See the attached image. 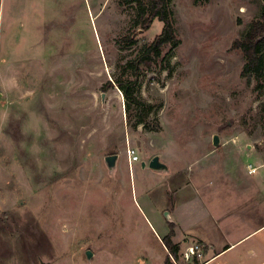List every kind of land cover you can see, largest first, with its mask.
<instances>
[{"label": "rangeland", "instance_id": "374dc122", "mask_svg": "<svg viewBox=\"0 0 264 264\" xmlns=\"http://www.w3.org/2000/svg\"><path fill=\"white\" fill-rule=\"evenodd\" d=\"M170 10L177 46L135 75L130 64L163 30L158 20L141 29L135 5L0 0V264H167L165 213L179 236L195 183L248 172L254 158L264 172V88L242 76L233 49L264 0H172ZM117 81L134 83L143 105H128ZM156 156L167 172L142 168ZM179 245L171 264L204 263Z\"/></svg>", "mask_w": 264, "mask_h": 264}, {"label": "crops", "instance_id": "0c3cea01", "mask_svg": "<svg viewBox=\"0 0 264 264\" xmlns=\"http://www.w3.org/2000/svg\"><path fill=\"white\" fill-rule=\"evenodd\" d=\"M254 159L253 167L263 168ZM195 184V201L181 197L182 230L174 243L201 246L202 264H264V172L224 173Z\"/></svg>", "mask_w": 264, "mask_h": 264}, {"label": "trees", "instance_id": "16d2710c", "mask_svg": "<svg viewBox=\"0 0 264 264\" xmlns=\"http://www.w3.org/2000/svg\"><path fill=\"white\" fill-rule=\"evenodd\" d=\"M193 1L198 5H204L208 2V0ZM171 2L172 0H120V5L122 6H136L138 15L135 23L140 25L141 29L145 31L149 30L151 25L157 20L163 24L162 33L151 44L143 45L139 57L130 64V70H133L135 75H138L141 67H150L154 63H157L161 59L166 47L177 46L178 40L173 21V12L170 10ZM125 41L128 42V39ZM135 43V40L128 42L130 45H134ZM233 49L240 50L245 57L242 76H253L257 83V89L264 88V11L258 19L252 22L247 34L242 39L234 42ZM116 85L123 91L128 105H130V102L137 106L143 105L135 98L134 83L125 86L122 82L117 81ZM137 124L144 125V128L149 131H160V125L157 120L154 124H150L147 117H142L138 120ZM169 228V234L162 240L169 253V258L166 261L167 264H171L170 257H173L177 261L180 251L179 245L173 242L175 225L169 223Z\"/></svg>", "mask_w": 264, "mask_h": 264}, {"label": "water", "instance_id": "95a60500", "mask_svg": "<svg viewBox=\"0 0 264 264\" xmlns=\"http://www.w3.org/2000/svg\"><path fill=\"white\" fill-rule=\"evenodd\" d=\"M220 144H221V141H220V138L219 136H214V139H213V145L216 147V148H219L220 147ZM119 159V156L118 155H113V156H108L106 157L105 159V162L108 166V169L110 172H113L116 165H117V161ZM149 168L150 170L154 171V172H167L168 171V166L163 163L160 159L159 156H156L155 158L152 159V161L149 162V164L147 165L146 162H143L142 163V168L145 169V168ZM165 217H166V220L171 223L172 220H171V216H170V213L169 212H166L165 213ZM86 256L88 258V260H90L92 258V253L91 252H87L86 253Z\"/></svg>", "mask_w": 264, "mask_h": 264}, {"label": "built area", "instance_id": "2783aa9c", "mask_svg": "<svg viewBox=\"0 0 264 264\" xmlns=\"http://www.w3.org/2000/svg\"><path fill=\"white\" fill-rule=\"evenodd\" d=\"M128 157H129V164L132 165L133 163H138L139 160V156L137 155L136 151L134 149L129 148L128 149ZM249 171L250 173H256L258 171V168H254L253 166H249ZM195 250H197L198 252H201V246L197 245V246H191L189 248H187V256L189 257V255H194L195 254Z\"/></svg>", "mask_w": 264, "mask_h": 264}]
</instances>
